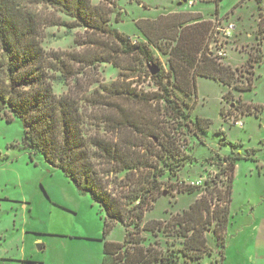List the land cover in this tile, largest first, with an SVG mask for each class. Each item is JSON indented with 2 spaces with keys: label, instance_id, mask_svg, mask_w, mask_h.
<instances>
[{
  "label": "trees",
  "instance_id": "trees-1",
  "mask_svg": "<svg viewBox=\"0 0 264 264\" xmlns=\"http://www.w3.org/2000/svg\"><path fill=\"white\" fill-rule=\"evenodd\" d=\"M117 1L0 0V116L21 123L22 143L30 156L41 154L80 194L90 195L98 204L104 215L102 264L197 263L204 255H211L206 239L210 225L217 245L224 248L234 168L237 160H248L250 155H216L215 163L210 164L212 158L201 163L222 166L221 174L227 175L222 189L216 188L218 176L212 180L206 176L202 185H184L189 196L197 190L211 197L215 193L217 200L224 201L223 207L210 205L211 197L204 196L181 213L163 211L161 220L145 222L170 178L196 159L181 150L173 137L174 130L172 135L151 118L137 115L136 107L149 105L157 109L162 104L170 118L192 124L194 127L185 126L201 141L210 122L198 116L191 118L187 105L188 99L195 98L196 79L207 78L225 87L224 101L233 98L231 90L248 92L253 83L247 79L246 85L238 86V66L233 68L225 57L218 61L209 50L206 40L213 33L211 20L185 25L197 15L178 23L177 29H160L166 34L137 25L148 42L167 57L168 71L157 67L148 45L132 43L129 37L110 28V15ZM50 27L84 30L87 38L81 43L83 51H46L42 34ZM263 33L264 29H258V35ZM259 60L248 53L243 64H258ZM103 64L119 70L117 79L97 86L92 81L82 93L77 75ZM152 66L158 69L153 75ZM142 77L153 81V93L132 87L129 79ZM69 82V91L67 88L60 95L54 92L55 86L68 87ZM92 86L95 88L88 93ZM252 108L241 99L234 105V110L242 114H251ZM220 113L225 117L223 109ZM146 124H152V128L147 129ZM117 224L124 229L123 242L105 241ZM161 235L164 241L158 239ZM171 237L179 238L177 245L168 241ZM24 262L37 264H21Z\"/></svg>",
  "mask_w": 264,
  "mask_h": 264
},
{
  "label": "rangeland",
  "instance_id": "rangeland-1",
  "mask_svg": "<svg viewBox=\"0 0 264 264\" xmlns=\"http://www.w3.org/2000/svg\"><path fill=\"white\" fill-rule=\"evenodd\" d=\"M98 2L93 0L94 4ZM258 5L262 20L259 19L256 0H118L110 15V28L129 37L132 43L148 45L157 59V67L164 71H168L167 57L148 42L137 25L144 30L157 29L156 33L166 34L160 29H177L178 23L197 15L196 20L192 19L185 25L211 20L213 33L206 44L218 56V61L224 58L219 53L225 54L226 60L235 65L243 62V53L260 57L256 65L247 63L237 67L240 74L236 84L244 86L246 80L251 79L253 88L244 93L231 90V100H223L226 88L221 84L207 78L196 79L195 98L188 99L187 105L191 118L198 116L210 122L200 137L201 141L185 126L194 127L192 124L170 118L162 104L157 109L149 105L136 107L137 115L151 118L172 135L174 130L173 137H176L181 150L196 159L193 163L187 162L176 177L170 178L168 183L172 187L169 184L162 188L164 192L154 203L153 212L146 214L145 222L161 220L163 211L172 215L181 213L196 199L211 197L203 190L189 196L184 192V185H202L206 176L209 180L218 176L216 188H223L226 173L221 174L220 164L217 167L201 164L207 158H212V164L216 162V155H250L248 160H237L234 168L228 222L223 233L224 248L217 245L211 232L213 225H210L206 239L211 255H204L202 260L190 264H217L219 261L223 264H249L245 259L252 250V240L259 231L264 233V33L255 35L256 44L250 46L237 42L234 46L230 38L233 34L225 31L229 24H233L234 29H247L248 32L250 29H264V3ZM150 35L153 40L156 38L153 30ZM42 36L46 51L82 52L81 43L87 38L82 29L67 31L61 27L46 28ZM118 72L109 64L81 70L77 75L81 92L84 93L92 81L97 83L95 86L114 82ZM129 80L139 92L150 94L156 90L149 78ZM71 83L68 87L55 86L54 92L60 95L67 88L69 91ZM95 86L89 88L88 93ZM238 99L252 105L251 114L234 110ZM256 106L258 108L254 110ZM221 109L226 118L221 115ZM232 119L239 121L241 126L233 123ZM144 126L152 128V124ZM22 133L18 120L8 122L0 116V264H19L22 259L41 264H102L104 215L99 211L100 207L90 195L80 194L75 185L57 167L47 163L41 154L30 156L22 143ZM231 145L236 148L232 149ZM204 170L208 175L203 173ZM216 196L213 193L209 198L210 205L223 207L224 201L217 200ZM143 236L153 241L148 234ZM158 239L164 241L165 237L161 235ZM123 240L124 229L119 224L105 239L111 243H122ZM168 241L177 245L179 238L171 237Z\"/></svg>",
  "mask_w": 264,
  "mask_h": 264
},
{
  "label": "crops",
  "instance_id": "crops-1",
  "mask_svg": "<svg viewBox=\"0 0 264 264\" xmlns=\"http://www.w3.org/2000/svg\"><path fill=\"white\" fill-rule=\"evenodd\" d=\"M257 33H258V29H250L249 32L247 31V29H234V31L231 33L233 34L231 36L232 38L231 37L230 38L232 39V43L234 46L237 45L236 44L237 42H243L244 44L246 45L249 44L251 46L253 44H256L257 42V37L255 36ZM232 48H235V47L232 46ZM243 54L245 55L243 62H246V60L248 59V53H243ZM225 61H227L226 57H225ZM243 62L237 65L231 64L229 62L228 64H230L232 67L233 66L236 67V66L243 64ZM262 230L264 231V228ZM84 237H90V236H84ZM77 239H81V238H77ZM85 240H92V239H85ZM22 261H26V260L22 259ZM245 261L246 262L249 261V264H264V233H261L259 231L257 235L255 236V238L252 240V250L247 255V258L245 259ZM31 262L34 263V261H31ZM36 263L41 264L39 262H36Z\"/></svg>",
  "mask_w": 264,
  "mask_h": 264
},
{
  "label": "built area",
  "instance_id": "built-area-1",
  "mask_svg": "<svg viewBox=\"0 0 264 264\" xmlns=\"http://www.w3.org/2000/svg\"><path fill=\"white\" fill-rule=\"evenodd\" d=\"M225 31H227L228 32V34H231L233 31H234V25L233 24H229L227 27H226V30ZM219 56H223V57H225V54L223 55V54H218ZM234 123H239L240 124V126H241V123L238 121H235ZM196 184H199V183H196Z\"/></svg>",
  "mask_w": 264,
  "mask_h": 264
},
{
  "label": "water",
  "instance_id": "water-1",
  "mask_svg": "<svg viewBox=\"0 0 264 264\" xmlns=\"http://www.w3.org/2000/svg\"><path fill=\"white\" fill-rule=\"evenodd\" d=\"M183 2H186V0H183ZM180 5V4H179ZM153 69H155V70H153ZM158 72V69L157 68H153V66L150 68V73L153 75V74H155V73H157Z\"/></svg>",
  "mask_w": 264,
  "mask_h": 264
},
{
  "label": "flooded vegetation",
  "instance_id": "flooded-vegetation-1",
  "mask_svg": "<svg viewBox=\"0 0 264 264\" xmlns=\"http://www.w3.org/2000/svg\"><path fill=\"white\" fill-rule=\"evenodd\" d=\"M256 2H257V1H256ZM261 2H263V3H264V0H261ZM258 4H260V2H257L258 12H259V14H258V15H259V17H260V18H263V17H262L261 10H260V7H259V5H258ZM261 20H262V19H261Z\"/></svg>",
  "mask_w": 264,
  "mask_h": 264
}]
</instances>
